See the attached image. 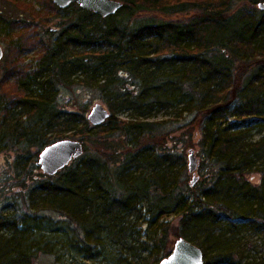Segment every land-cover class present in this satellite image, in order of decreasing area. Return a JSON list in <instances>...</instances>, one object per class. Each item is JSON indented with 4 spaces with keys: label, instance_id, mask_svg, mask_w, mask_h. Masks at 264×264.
I'll return each mask as SVG.
<instances>
[{
    "label": "trees",
    "instance_id": "1",
    "mask_svg": "<svg viewBox=\"0 0 264 264\" xmlns=\"http://www.w3.org/2000/svg\"><path fill=\"white\" fill-rule=\"evenodd\" d=\"M121 1L104 18L76 3L61 9L42 0L62 22L28 68L24 54L43 40L29 31L30 22L8 24L10 33L0 39L21 31L2 59L0 106L17 116L0 121V150L7 138L46 147L60 127L80 139L82 157L46 174L25 200L29 210L58 213L70 250L86 260L109 251L115 264H159L174 237L199 246L205 264L241 260L236 235L264 231V10L258 6L264 0ZM180 14L186 17L167 19ZM79 72L86 87L107 92L111 116L101 126L56 101L58 86L73 84ZM13 78L8 95L5 82ZM156 106L177 107L193 119L173 137L142 118ZM123 110L138 113L122 119ZM193 147L201 157L196 182L186 161ZM18 187L27 188L23 181ZM37 221L0 209V264H30L39 253L66 264L54 240L63 237L54 236L64 232L53 229L61 223L44 219L45 235Z\"/></svg>",
    "mask_w": 264,
    "mask_h": 264
},
{
    "label": "rangeland",
    "instance_id": "2",
    "mask_svg": "<svg viewBox=\"0 0 264 264\" xmlns=\"http://www.w3.org/2000/svg\"><path fill=\"white\" fill-rule=\"evenodd\" d=\"M42 0H0V35L1 37L6 34L10 33L8 31V24L12 21L18 20L20 22L27 21L32 23L30 25V30L33 34L36 33L40 39L43 40L42 45L38 44L35 46V48L24 54L23 56V63L26 65V68L29 67V64L35 66L39 62V56L42 54L43 50L46 48L47 42H49L51 39H56V36L59 33L58 23L62 22L61 17L56 13H51L50 9H46L45 5L41 3ZM121 1V0H120ZM122 2V1H121ZM123 3V2H122ZM24 4H29L32 8L31 11L27 9L26 11L24 8ZM244 3H238V6H243ZM261 10V9H260ZM35 12H38L39 15H36ZM35 15V16H34ZM157 14H147L148 17H155ZM45 16H47V20H50L47 24L42 23L41 21L45 20ZM159 18H162V15H157ZM186 15H173L171 18L167 17L169 20H177V19H183ZM188 17V16H187ZM35 27V28H34ZM15 32L12 36L13 40L17 39V36L20 34L19 32L21 29L15 28ZM19 33V34H18ZM27 33V32H25ZM6 37V36H5ZM13 40H11L9 37H6L5 39H0V44L3 46L4 51L7 52V48L10 44H12ZM4 62L0 61V79L2 78V68H3ZM85 76L83 73L79 72L78 76L73 77V80L75 82L69 86L60 85L57 89V102L59 105V108L63 111H70L73 110L76 112L81 119V117H85L86 119L91 114L92 108L96 104H103L106 108H108V101L106 100V91L100 90L98 85H91L90 87H86L82 83V79H84ZM16 79V78H15ZM15 79H10L9 81L5 82L7 84V90H9L7 93H11V91H15ZM6 93V94H7ZM3 105V104H2ZM179 108L175 107H160L156 106L154 110L147 113L145 116H142V118L148 121H151L152 123L157 124L156 126L165 134L170 132L173 137L178 136L180 132H182L181 128H184L186 124H188L193 118L191 115H187L186 113H180L178 110ZM178 110V111H177ZM13 113L16 114V111L13 110V108H10V106H6L5 108L0 106V121L6 118V122H10L12 119H14L17 115H13ZM136 110H123L119 112L118 116L120 118L124 119H133L135 116H137ZM24 125H26L29 121H31L28 116L23 118ZM5 122V123H6ZM83 123H80V127ZM3 127V126H2ZM62 128H56L51 133L48 134L46 139L48 140L47 146H50V144L59 142L60 140H76L80 142V139L77 137L71 136L69 133H65L61 131ZM185 130V129H183ZM61 131V132H60ZM2 132V129L0 127V133ZM61 135V137H60ZM22 140H18V143L11 144L9 142V139H6V146H2V149L0 150V209H4L6 212H15L17 211L19 215L21 214H27L35 216L37 220L42 224V229L44 228L43 232L46 235L45 231V222L46 220H52L56 224L54 225V228L63 229L64 232H56L54 236H57L61 234L63 237L56 238L54 237V240H57L60 242V251L63 252L64 255V263L66 264H115L113 260H110L111 254L106 252L105 255H100L98 258L93 261L89 259H85L84 256H78L77 251H71L68 242L66 241L70 235L67 233L69 231L68 227L65 225V221L59 219V214L54 211L49 210H42L39 211L38 209H31L29 210L30 204L26 202L25 198H27L25 195L28 194L31 191V188H35V186H38V181L43 179V177L46 175L43 172L42 167H39L37 163L39 162V153L46 147H37L30 144H27L26 142H21ZM197 141V140H196ZM81 143V142H80ZM18 144V145H17ZM82 144V143H81ZM92 144L89 142L88 147L91 148ZM84 147V145H83ZM194 150L196 155V160L198 161V165L200 166L201 157L199 156V149L197 147H193L189 153L186 155V161L188 162L187 167L189 166L190 160L189 155L190 152ZM82 157V156H81ZM80 158V157H79ZM75 158L72 160V162L68 165H72V163H75ZM18 163H21L18 165ZM24 166V167H21ZM196 176H201L200 172L197 171L196 174L191 173V179H194ZM26 183L25 189H20L18 185L21 182ZM37 221V222H38ZM172 221L176 222L173 218ZM246 223V222H245ZM21 228V226H20ZM48 230V229H47ZM257 231V232H256ZM220 233V230L217 229L215 231V236L217 237ZM67 234V235H66ZM29 238H31V234H29ZM236 239L240 245L238 250L241 251L242 259L239 260V256L235 259V261H226V262H216L213 264H235L234 262H238L239 264H264V231H260L254 228L246 229L245 231H242L240 234L236 235ZM235 239V240H236ZM177 240L176 237L173 238V244ZM61 241H63V244L66 245L67 248L64 247V245L61 244ZM65 248V249H63ZM70 250V251H68ZM144 257H147V254L143 255ZM30 264H60L56 261V256L48 253H39L36 257H34Z\"/></svg>",
    "mask_w": 264,
    "mask_h": 264
},
{
    "label": "water",
    "instance_id": "3",
    "mask_svg": "<svg viewBox=\"0 0 264 264\" xmlns=\"http://www.w3.org/2000/svg\"><path fill=\"white\" fill-rule=\"evenodd\" d=\"M52 2L61 9L69 8L76 3L83 10L104 18L115 15L123 6L120 0H52ZM258 6L264 10V2H260ZM4 53L3 46L0 44V61L3 59ZM110 116L111 111L101 103L92 108L88 120L95 126H101ZM82 153L83 144L79 141L60 140L50 144L39 153L40 158L37 165L42 167L45 174L51 176L62 171L73 159L81 157ZM189 160V171L196 174L198 161L194 150L190 152ZM196 180L197 176L194 177L193 182ZM159 264H205V256L199 246L182 237L175 241L171 253L164 257Z\"/></svg>",
    "mask_w": 264,
    "mask_h": 264
}]
</instances>
